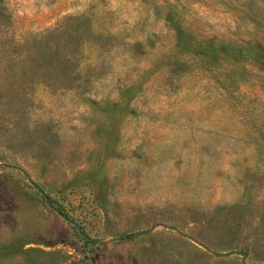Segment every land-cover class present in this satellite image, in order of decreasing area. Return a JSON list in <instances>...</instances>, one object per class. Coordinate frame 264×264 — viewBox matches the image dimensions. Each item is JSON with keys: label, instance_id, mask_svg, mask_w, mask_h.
<instances>
[{"label": "rangeland", "instance_id": "374dc122", "mask_svg": "<svg viewBox=\"0 0 264 264\" xmlns=\"http://www.w3.org/2000/svg\"><path fill=\"white\" fill-rule=\"evenodd\" d=\"M0 264H264V0H0Z\"/></svg>", "mask_w": 264, "mask_h": 264}, {"label": "water", "instance_id": "95a60500", "mask_svg": "<svg viewBox=\"0 0 264 264\" xmlns=\"http://www.w3.org/2000/svg\"><path fill=\"white\" fill-rule=\"evenodd\" d=\"M45 200L48 202V198L47 196L44 197ZM55 211L62 217V218H65L64 214H62L59 210L55 209ZM73 225L76 227V228H79V226L76 224V223H73ZM86 239H89L88 237H85Z\"/></svg>", "mask_w": 264, "mask_h": 264}, {"label": "trees", "instance_id": "16d2710c", "mask_svg": "<svg viewBox=\"0 0 264 264\" xmlns=\"http://www.w3.org/2000/svg\"><path fill=\"white\" fill-rule=\"evenodd\" d=\"M42 46L41 45H39V48H41ZM46 195H44V197H45ZM53 206V205H52ZM54 207V206H53ZM55 209H58L59 211H61V212H63L61 209H59V208H56V207H54ZM134 235H138V233L137 232H134V233H132V234H128V235H123L122 237H130V236H134Z\"/></svg>", "mask_w": 264, "mask_h": 264}]
</instances>
